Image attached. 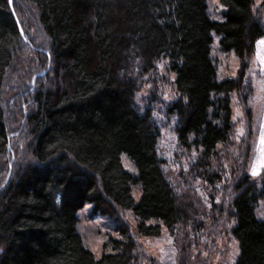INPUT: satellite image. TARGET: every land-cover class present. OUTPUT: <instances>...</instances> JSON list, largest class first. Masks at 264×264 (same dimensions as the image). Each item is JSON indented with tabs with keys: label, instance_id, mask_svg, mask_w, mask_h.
<instances>
[{
	"label": "trees",
	"instance_id": "16d2710c",
	"mask_svg": "<svg viewBox=\"0 0 264 264\" xmlns=\"http://www.w3.org/2000/svg\"><path fill=\"white\" fill-rule=\"evenodd\" d=\"M24 1L33 7L28 24L37 45L26 41L42 49L34 51L35 61H15L19 10L15 0H0V158L11 141L28 157L14 164L6 183L0 177V264H139L142 254L135 255L140 252L125 229L120 239L104 243L111 251L99 258L83 244L76 224L86 203L94 215L131 210L143 236H159L163 226L172 235L194 236L185 240L199 245L206 213L166 175L159 129L150 110L140 113L134 103L142 77L160 60L173 76L163 81L174 91L165 114L174 120L178 175L194 176L213 191L207 210L215 219L214 238L220 227L236 240L233 264H264V220L255 213L264 201V171L255 180L236 167L228 148L230 93L240 81L218 80L212 57L213 34L221 51L239 59L254 50L264 31L250 15L253 0H219L221 20L210 18L207 0ZM13 64L19 69L10 73L19 77L12 85L16 127L2 106ZM122 155L135 173L124 168ZM134 185L141 189L137 201Z\"/></svg>",
	"mask_w": 264,
	"mask_h": 264
},
{
	"label": "rangeland",
	"instance_id": "374dc122",
	"mask_svg": "<svg viewBox=\"0 0 264 264\" xmlns=\"http://www.w3.org/2000/svg\"><path fill=\"white\" fill-rule=\"evenodd\" d=\"M15 2L18 7L17 10L21 14L16 11L22 34L21 43L15 53V61L19 60L20 56L35 61L34 51L38 54L42 52V49H33L26 41L28 37L29 41L37 45L35 32L29 28L28 24L30 16L33 15V7L24 0H15ZM207 6V12L211 19H222L223 7L219 0H207ZM12 11L15 13L13 8ZM250 15L260 23L264 31L263 0H253ZM212 36V57L217 68V79L230 78L240 81L237 90L230 93L232 130L228 148L234 154L236 167L244 166L243 170L250 178L259 180L264 171V35L256 41L251 54L243 59H239L233 52L221 51L218 47V36L215 34ZM154 66L155 71L153 73L142 77L144 82L134 93V103L140 113L150 110L152 119L159 129L158 154L165 162L166 175L176 188L184 192L189 191L194 199V204L206 213L203 219L206 226L205 237L203 236V239L197 238L201 242L195 247L188 240H185L187 233L184 234V231H178V235L177 233L172 235L163 226H161L159 236H143L137 232L136 219L131 210L118 211L113 217L94 215L89 203H86L77 213V232L81 236L83 244L96 258H99L103 252H110V248H103L104 243L109 238L120 239L119 230L125 229L128 237L135 243V251L140 252L135 253V255L140 256L142 254V260L139 261V264H181V262L185 264L187 262L189 264H233L238 254L236 240L228 233H222L220 227L218 228L219 236L214 238L215 219L210 218V212L208 213L207 210L210 207L209 198L213 195V191L194 176H188V174L185 177L179 176L177 166L174 165L173 161L178 154L172 128L174 120L165 114L167 104L174 98L173 86L169 84L172 82L173 76L167 70L166 61H156ZM10 67L12 68L9 69L4 79L2 106L7 109L10 126L14 124L12 127H16L17 122L11 121L13 113L18 111L17 102L12 100V97L17 94L12 85L19 83V77L10 73L12 70L13 73H19V69L14 64ZM48 69L49 64L38 75H45ZM129 72L130 70L126 68L125 73L128 74ZM134 72L137 76L136 71ZM166 76L169 78L167 79L169 83L163 81ZM28 82L34 86L36 75H32ZM21 127L20 125L19 129ZM19 129L15 130V133ZM13 149L11 141L7 151L0 158V177L2 180L5 178L4 183L12 176L14 164L19 165L28 161L26 150H21L22 154H19ZM121 161L125 169L135 173L133 165L125 155L121 156ZM224 164L232 165V161L226 158ZM140 191V185L133 186L132 195L135 201L139 199ZM255 213L264 220V201L259 200L256 203ZM152 223L154 222L149 221V224ZM191 231L190 233H192ZM190 238L191 241L196 240L193 239L194 236L189 235Z\"/></svg>",
	"mask_w": 264,
	"mask_h": 264
},
{
	"label": "water",
	"instance_id": "95a60500",
	"mask_svg": "<svg viewBox=\"0 0 264 264\" xmlns=\"http://www.w3.org/2000/svg\"><path fill=\"white\" fill-rule=\"evenodd\" d=\"M10 1V4H11V0H9Z\"/></svg>",
	"mask_w": 264,
	"mask_h": 264
}]
</instances>
